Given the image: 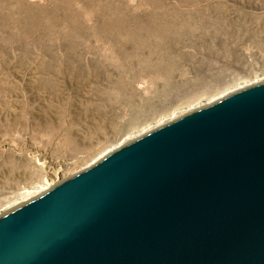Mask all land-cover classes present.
<instances>
[{
  "label": "rangeland",
  "instance_id": "374dc122",
  "mask_svg": "<svg viewBox=\"0 0 264 264\" xmlns=\"http://www.w3.org/2000/svg\"><path fill=\"white\" fill-rule=\"evenodd\" d=\"M256 77L264 0H0V213Z\"/></svg>",
  "mask_w": 264,
  "mask_h": 264
},
{
  "label": "water",
  "instance_id": "95a60500",
  "mask_svg": "<svg viewBox=\"0 0 264 264\" xmlns=\"http://www.w3.org/2000/svg\"><path fill=\"white\" fill-rule=\"evenodd\" d=\"M0 215V264H264V81Z\"/></svg>",
  "mask_w": 264,
  "mask_h": 264
},
{
  "label": "bare ground",
  "instance_id": "6f19581e",
  "mask_svg": "<svg viewBox=\"0 0 264 264\" xmlns=\"http://www.w3.org/2000/svg\"><path fill=\"white\" fill-rule=\"evenodd\" d=\"M111 22H112V20H108V23H111ZM110 25L114 26L113 24H110ZM263 81H264V77H262V78H257V77H256L254 80H252V81H250V82H248V80H244L242 83H246L245 85H253V84H256V83H259V82H263ZM247 83H248V84H247ZM245 85L238 86L237 88H234L233 90L238 89V88H240V87H242V86L244 87ZM235 87H236V86H235ZM233 90H232V91H233ZM232 91H230V92H232ZM230 92H227V93H224V94L218 95L217 97L207 98L208 100L205 101V102H207V104H208V103H213V102H215L218 98H220V97H224L225 95L229 94ZM200 104H201V103L196 102L195 105H193V106H189V108L186 109L185 111H183V109H181L180 112H179L178 110H175V111L170 115V118H168V119H162L161 121L156 122L155 126H154V125H152V126H148L147 128H143V129H141V130H138L137 132L134 131V133L136 132L135 134H134V133L128 134V136H127L126 138H124V139L120 142L119 145L115 146V147L112 148V149H109V150L103 152V153L99 156V158H98L97 160L92 161L89 165H91L92 163H94V162L100 160L101 158L105 157L107 154H109V153H110L113 149H115L116 147H118V146H120L121 144H123V143H125V142H127V141H129V140H131V139H133V138H135V137L141 135L142 133H145V132H147V131H149V130H152V129H154V128L160 126V125H163V124H165V123H167V122H169V121H171V120H173V119H175V118H177V117H180L181 115H184L185 113H187V112H189V111H193L194 109H196V108H198V107H200V106H202V105H205V104H201V105H200ZM89 165H87V166H89ZM87 166H86V167H87ZM84 168H85V167H84ZM82 169H83V168H82ZM67 178H68V177H67ZM67 178H66V177H65V178H64V177H61L60 179L54 181V182H56V183L45 181L44 185L28 186V188H25V189L21 192V194H20L19 196H17L15 199H13V200L11 201V205H10L9 208L6 209V210H10V209H12V208H14V207H16V206H18V205H20V204H22V203L28 201V200H30V199H32V198L36 197L37 195H39V194H41V193L47 191L48 189H50V188H52L53 186L59 184L60 182H62L63 180H65V179H67ZM53 183H54V184H53ZM52 184H53V185H52ZM49 187H50V188H49ZM46 189H47V190H46ZM4 211H5V210H4ZM3 213H4V212H3ZM3 213L1 212L0 215L3 214Z\"/></svg>",
  "mask_w": 264,
  "mask_h": 264
}]
</instances>
